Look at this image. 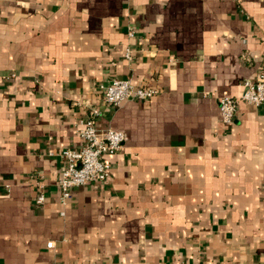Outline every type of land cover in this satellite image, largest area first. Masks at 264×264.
Instances as JSON below:
<instances>
[{"label": "crops", "instance_id": "1", "mask_svg": "<svg viewBox=\"0 0 264 264\" xmlns=\"http://www.w3.org/2000/svg\"><path fill=\"white\" fill-rule=\"evenodd\" d=\"M263 66L264 0H0V264H264V105L218 107ZM92 108L124 144L62 206Z\"/></svg>", "mask_w": 264, "mask_h": 264}, {"label": "built area", "instance_id": "2", "mask_svg": "<svg viewBox=\"0 0 264 264\" xmlns=\"http://www.w3.org/2000/svg\"><path fill=\"white\" fill-rule=\"evenodd\" d=\"M133 37V31H129ZM125 58L131 61V50L125 51ZM243 91L239 98L223 95L219 98V115L223 124L232 122L239 103L253 107L264 105V66L254 79H246L242 82ZM155 90L138 88L129 80L112 79L103 93V101L113 107L119 108L126 101H146L155 95ZM99 116L97 108L88 111L85 119L80 121L78 135L82 141L78 149H65L60 152L65 166L56 185L59 189V201L65 206L74 188L91 183H103L109 176L110 165L104 160L105 156L116 155L121 151L125 136L121 131L113 129H100L96 125ZM44 203V195L36 198V205ZM61 215L63 213L61 212ZM53 243H48L51 248Z\"/></svg>", "mask_w": 264, "mask_h": 264}]
</instances>
